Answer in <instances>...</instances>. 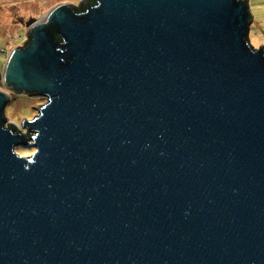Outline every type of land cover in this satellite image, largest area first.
<instances>
[{"label":"water","instance_id":"water-1","mask_svg":"<svg viewBox=\"0 0 264 264\" xmlns=\"http://www.w3.org/2000/svg\"><path fill=\"white\" fill-rule=\"evenodd\" d=\"M80 4L27 19L0 72V264H264L249 2ZM8 89L48 100L23 132Z\"/></svg>","mask_w":264,"mask_h":264},{"label":"rangeland","instance_id":"rangeland-1","mask_svg":"<svg viewBox=\"0 0 264 264\" xmlns=\"http://www.w3.org/2000/svg\"><path fill=\"white\" fill-rule=\"evenodd\" d=\"M74 3L77 5L81 0H0V50L1 48L7 49L9 52L22 45L23 40L26 39L27 26L26 21L29 18L38 19L49 11L51 7L59 2ZM249 2L250 12L252 13L251 25L249 27V40L250 44L254 47H259L260 44L264 45V5L262 0H247ZM5 61L0 53V72L3 70ZM0 87L4 88L0 80ZM11 94V99L5 105L4 113L10 121L15 122L21 129V120L25 117L27 120L39 115L38 109L40 104L46 103L48 100L43 95L26 94V93H13L8 89ZM34 105L35 107H33ZM35 148L32 146L19 145L15 147V151L21 156H30Z\"/></svg>","mask_w":264,"mask_h":264},{"label":"clouds","instance_id":"clouds-1","mask_svg":"<svg viewBox=\"0 0 264 264\" xmlns=\"http://www.w3.org/2000/svg\"><path fill=\"white\" fill-rule=\"evenodd\" d=\"M26 39H27V35H26ZM24 41V40H23ZM24 44V43H23ZM2 50H4L5 51V54H4V56L2 55V57H3V60L6 62V59H7V49L5 48V49H2ZM2 50L0 51V53L2 54ZM5 64V63H4ZM7 126H8V124H7Z\"/></svg>","mask_w":264,"mask_h":264},{"label":"trees","instance_id":"trees-1","mask_svg":"<svg viewBox=\"0 0 264 264\" xmlns=\"http://www.w3.org/2000/svg\"><path fill=\"white\" fill-rule=\"evenodd\" d=\"M82 5L83 4H80V5H78V6H76V5H73L74 6V8L75 9H77V10H82ZM58 38V37H57ZM250 41V40H249ZM264 46V45H263Z\"/></svg>","mask_w":264,"mask_h":264},{"label":"crops","instance_id":"crops-1","mask_svg":"<svg viewBox=\"0 0 264 264\" xmlns=\"http://www.w3.org/2000/svg\"><path fill=\"white\" fill-rule=\"evenodd\" d=\"M262 1H263V0H262ZM60 2H61V1H60ZM60 2H59L58 4H60ZM263 3H264V1H263ZM262 9H263V11H264V5L262 6ZM263 20H264V19H263ZM5 48H6V47H5ZM5 48H1V50H2V49H5ZM1 50H0V51H1Z\"/></svg>","mask_w":264,"mask_h":264},{"label":"built area","instance_id":"built-area-1","mask_svg":"<svg viewBox=\"0 0 264 264\" xmlns=\"http://www.w3.org/2000/svg\"><path fill=\"white\" fill-rule=\"evenodd\" d=\"M4 54H5V51H4V50H2V55L4 56Z\"/></svg>","mask_w":264,"mask_h":264},{"label":"bare ground","instance_id":"bare-ground-1","mask_svg":"<svg viewBox=\"0 0 264 264\" xmlns=\"http://www.w3.org/2000/svg\"><path fill=\"white\" fill-rule=\"evenodd\" d=\"M80 2V1H79ZM79 5V3L76 5V6H78ZM0 89H2L1 87H0Z\"/></svg>","mask_w":264,"mask_h":264}]
</instances>
